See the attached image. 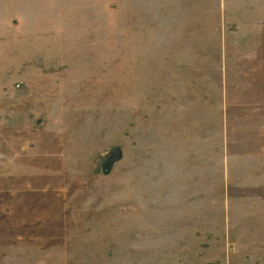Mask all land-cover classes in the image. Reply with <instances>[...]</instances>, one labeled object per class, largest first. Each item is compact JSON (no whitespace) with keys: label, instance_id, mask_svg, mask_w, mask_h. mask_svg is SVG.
<instances>
[{"label":"rangeland","instance_id":"rangeland-1","mask_svg":"<svg viewBox=\"0 0 264 264\" xmlns=\"http://www.w3.org/2000/svg\"><path fill=\"white\" fill-rule=\"evenodd\" d=\"M0 264H264V0H0Z\"/></svg>","mask_w":264,"mask_h":264},{"label":"crops","instance_id":"crops-1","mask_svg":"<svg viewBox=\"0 0 264 264\" xmlns=\"http://www.w3.org/2000/svg\"><path fill=\"white\" fill-rule=\"evenodd\" d=\"M257 10H260V9H257ZM242 14H244V13H242ZM222 15H224V13L222 12ZM244 25H246V29L247 28H250L251 27V25H256V24H252L250 21H249V23L248 24H246L245 22L243 23ZM223 28V27H222Z\"/></svg>","mask_w":264,"mask_h":264}]
</instances>
